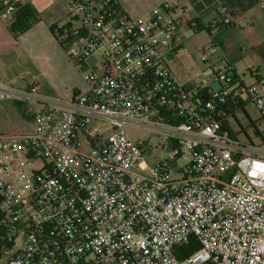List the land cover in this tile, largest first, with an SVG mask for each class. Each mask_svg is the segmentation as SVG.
Returning <instances> with one entry per match:
<instances>
[{
    "label": "built area",
    "instance_id": "2783aa9c",
    "mask_svg": "<svg viewBox=\"0 0 264 264\" xmlns=\"http://www.w3.org/2000/svg\"><path fill=\"white\" fill-rule=\"evenodd\" d=\"M65 1L81 17L58 41L87 91L64 102L0 80V100L25 103L32 123L0 135V264H264V135L256 147L224 128L247 104L264 122V77L226 67L204 97L167 64L189 38L167 3L133 16L116 0ZM22 5L0 0V20Z\"/></svg>",
    "mask_w": 264,
    "mask_h": 264
},
{
    "label": "crops",
    "instance_id": "0c3cea01",
    "mask_svg": "<svg viewBox=\"0 0 264 264\" xmlns=\"http://www.w3.org/2000/svg\"><path fill=\"white\" fill-rule=\"evenodd\" d=\"M12 1L29 5L39 15V20L18 35L0 20V80L4 86L23 91L35 84L39 95L58 97L64 102L85 93L87 88L80 72L70 63L65 50L51 32V28L54 31L59 29L56 23L63 16V0ZM116 1L125 13L133 16L167 3L172 7L173 15L181 21L184 31H206L210 39L204 47L214 46L216 52L208 59L210 64H204V74L199 71L197 82L185 87L207 95L215 91L213 83L219 84L216 80L212 82L205 71L208 69L215 75V70L221 69L219 67H230L237 75L234 67L237 61L246 64L251 83L258 77H264V15L258 8L261 0H149L137 11L128 0ZM221 6L229 10L232 20L212 35V29L208 31L207 27L219 23L217 9ZM183 43L178 49L185 46ZM176 50L167 55L168 60H177ZM26 107L25 103L13 99L0 100V113L12 124L0 128V135L31 132V116Z\"/></svg>",
    "mask_w": 264,
    "mask_h": 264
},
{
    "label": "rangeland",
    "instance_id": "374dc122",
    "mask_svg": "<svg viewBox=\"0 0 264 264\" xmlns=\"http://www.w3.org/2000/svg\"><path fill=\"white\" fill-rule=\"evenodd\" d=\"M128 1L132 3L134 11L140 10L149 3L148 2L149 0H128ZM62 15L63 16L59 17V20L56 23L58 28L68 27L69 23H72L73 27H79V23L76 19L80 18L81 15L78 12V9L70 11L68 7V3L65 0H63V4H62ZM185 32L188 34L189 39L185 43H183L185 46L182 49H178L179 47H177L178 50L175 49L177 51L175 54L177 60L174 61L173 58V60L169 59L167 61V64L170 70L172 71L175 80L180 85H184V86L191 85L197 82V78L200 75L201 71L204 74L205 63L199 61L196 51L200 47H204V43L208 39H210L206 31L204 30L189 31L188 29H185ZM214 32L215 31L212 30V35L214 34ZM56 35H60V34L57 33ZM206 64H210V62L207 61ZM234 67L237 71L238 77L242 81H244L245 84H250L251 79L248 70L246 69L247 68L246 64L244 62L237 61L236 63H234ZM219 68H221L219 70H224L222 67ZM205 73L207 76L210 75L212 82H214L215 75L212 74L211 71H209L208 69L205 71ZM219 88L220 87L216 83H213V89L215 91H218ZM191 89L193 92L196 91L195 88H191ZM234 116H235L234 118H231L229 120V123L233 132L237 134V138L245 144L252 143L254 146L260 147L261 139L254 135L253 128L249 126L250 122H254L259 132H264V122L262 121L259 112L251 104H247L244 107L243 111L242 110L236 111ZM9 125H12L11 120L5 119L4 115L0 113V128L3 127L7 128L9 127ZM242 129L245 132H242ZM127 134L131 139L136 141L150 140L151 142H154L157 140V138L153 134H150V132L147 131L127 129ZM165 155H166V151L164 149L159 148V150H157V158H164ZM148 158L149 160H151L150 156H148Z\"/></svg>",
    "mask_w": 264,
    "mask_h": 264
},
{
    "label": "trees",
    "instance_id": "16d2710c",
    "mask_svg": "<svg viewBox=\"0 0 264 264\" xmlns=\"http://www.w3.org/2000/svg\"><path fill=\"white\" fill-rule=\"evenodd\" d=\"M39 20V15L37 14V12L35 10H33L29 5L23 4L20 9L18 10V12L15 14L13 22L10 24V30L12 32H14L15 34H21L24 31H26L32 24H34L35 22H37ZM213 25V24H212ZM215 28H212L211 25L207 27V30L210 31L209 29L212 30H220V25L219 23L215 22ZM204 30V29H201ZM51 32L54 35V37L58 40V36H60L62 34V30L61 31H54L51 28ZM60 34V35H56V34ZM60 46L64 49L63 47V43H61L59 41ZM65 50V49H64ZM232 76L234 77V79H236L237 81L240 80V78L236 75V73L234 72V70L231 68L230 70ZM204 95V94H203ZM204 97H206V95H204ZM243 111V109H242ZM249 126L253 128V133L256 137H259L261 140L263 139V135L264 132H259V130L256 128L254 122H250ZM224 128L226 130H228L229 132L232 133V136L235 137L237 136L236 133L233 132V130L231 129V126L228 123L224 124ZM242 132H245L242 129ZM194 248V246H192V244H189L186 246V250L188 252H191L192 249ZM182 248V251H186ZM177 258L181 259L182 256L180 254H177Z\"/></svg>",
    "mask_w": 264,
    "mask_h": 264
}]
</instances>
